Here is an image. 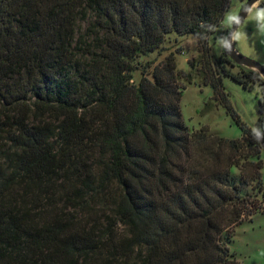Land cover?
Returning a JSON list of instances; mask_svg holds the SVG:
<instances>
[{"label": "trees", "instance_id": "16d2710c", "mask_svg": "<svg viewBox=\"0 0 264 264\" xmlns=\"http://www.w3.org/2000/svg\"><path fill=\"white\" fill-rule=\"evenodd\" d=\"M230 3L0 0V264H241L235 226L264 211L258 142L246 124L190 131L181 107L196 79L229 112L224 75L264 86L214 57ZM172 30L200 40L190 70L170 53L135 80Z\"/></svg>", "mask_w": 264, "mask_h": 264}, {"label": "rangeland", "instance_id": "374dc122", "mask_svg": "<svg viewBox=\"0 0 264 264\" xmlns=\"http://www.w3.org/2000/svg\"><path fill=\"white\" fill-rule=\"evenodd\" d=\"M246 1L231 0L221 23L210 38L214 47V57H219L225 50L226 31L232 27ZM234 38L236 48L240 52L264 65V6L256 4L250 9L236 29ZM170 53H174L178 68L190 70L189 59L200 56V40L193 33L170 31L160 48L139 57V68L134 73V79H140L141 69L148 61L153 60L154 66ZM196 80L198 81L184 89L181 99L183 117L190 131L204 128L212 134L239 138L243 135L241 125L246 124L250 128L252 139L258 142L257 148L260 149V156L264 162V141H261L257 134L258 119L263 113L261 107L264 102V86L255 83L253 87L247 88L232 77L224 75V86L230 93L234 109L233 112H229L213 98V88L210 84L202 85L201 79ZM232 170L240 174L238 166H234ZM261 173L264 180V165ZM246 191L252 195L257 194L252 184L246 186ZM229 245L241 264H264V211L259 210L252 217H247L237 224Z\"/></svg>", "mask_w": 264, "mask_h": 264}, {"label": "water", "instance_id": "95a60500", "mask_svg": "<svg viewBox=\"0 0 264 264\" xmlns=\"http://www.w3.org/2000/svg\"><path fill=\"white\" fill-rule=\"evenodd\" d=\"M261 0H247L246 3L244 4L240 14L237 16L235 19L232 27L229 29L227 33V38H226V46H225V52L231 56L236 63L245 65L247 67L256 69L261 73V75L264 77V65L260 63L257 60H254L246 55H244L242 52H240L236 48L235 44V38L234 34L240 23L245 19V17L248 15L250 9L256 5L259 4ZM263 117H264V107H263Z\"/></svg>", "mask_w": 264, "mask_h": 264}]
</instances>
